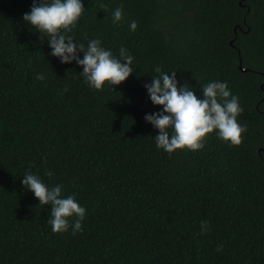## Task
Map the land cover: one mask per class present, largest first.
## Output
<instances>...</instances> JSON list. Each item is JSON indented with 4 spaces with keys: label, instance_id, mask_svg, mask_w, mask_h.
<instances>
[{
    "label": "trees",
    "instance_id": "16d2710c",
    "mask_svg": "<svg viewBox=\"0 0 264 264\" xmlns=\"http://www.w3.org/2000/svg\"><path fill=\"white\" fill-rule=\"evenodd\" d=\"M32 3L0 0V264H264V0H82L74 42L134 58L126 81L100 91L29 30ZM156 67L198 98L227 82L242 143L213 133L195 152L158 150L144 119L162 111L145 88ZM26 172L75 196L82 230L52 233Z\"/></svg>",
    "mask_w": 264,
    "mask_h": 264
},
{
    "label": "clouds",
    "instance_id": "9594fccd",
    "mask_svg": "<svg viewBox=\"0 0 264 264\" xmlns=\"http://www.w3.org/2000/svg\"><path fill=\"white\" fill-rule=\"evenodd\" d=\"M102 9L107 5L101 4ZM82 0H33L30 12L25 13L23 21L29 25V30L40 33V40L47 39L51 48L49 53L62 64L75 63L81 66L80 75L87 86L100 91L107 85L113 90L114 85L126 81L133 73V57L127 49L121 47L119 56L101 46V41L92 39L87 46L74 42L71 33L83 14ZM123 19V6H118L112 13V22L118 25ZM138 27L136 21L129 25L130 31ZM83 53L81 59L78 53ZM158 76L152 78L151 84H145L149 98L154 106H162V111L146 114L144 119L158 131L154 138L156 148L168 154L177 150L197 151L204 147L209 134L229 146H239L242 133L246 126L238 123V117L243 113L239 98L232 95L227 82L213 81L203 85L200 90L202 97L198 98L195 91L187 84L178 86L176 72L167 74L160 67L155 68ZM36 80H43V74H37ZM67 89H65L66 91ZM45 175L51 177L54 173L46 170ZM22 186L31 191L39 201V205H50V219L53 234L72 233L82 230V221L86 209L76 201L74 195L62 197L63 185L49 188L37 175L26 172L21 181ZM74 218V219H73ZM71 221V224H70ZM208 222L201 221V234L208 231ZM222 246L216 251L221 252Z\"/></svg>",
    "mask_w": 264,
    "mask_h": 264
},
{
    "label": "water",
    "instance_id": "95a60500",
    "mask_svg": "<svg viewBox=\"0 0 264 264\" xmlns=\"http://www.w3.org/2000/svg\"><path fill=\"white\" fill-rule=\"evenodd\" d=\"M234 30H235V27H234ZM229 43H230V45H232V41H230ZM239 68H241L240 65H239ZM242 70H243V69H242ZM263 85H264V80H263L261 86H263ZM262 149H264V148H260L258 151H260V150H262Z\"/></svg>",
    "mask_w": 264,
    "mask_h": 264
}]
</instances>
